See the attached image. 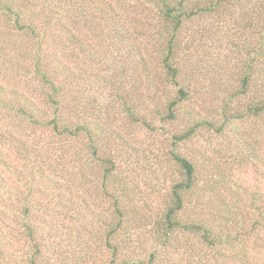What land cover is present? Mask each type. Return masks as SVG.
Returning a JSON list of instances; mask_svg holds the SVG:
<instances>
[{"label": "rangeland", "instance_id": "374dc122", "mask_svg": "<svg viewBox=\"0 0 264 264\" xmlns=\"http://www.w3.org/2000/svg\"><path fill=\"white\" fill-rule=\"evenodd\" d=\"M28 1L19 3L25 13L32 11L33 19L37 8L27 5ZM49 1L55 3L45 9L49 11L47 20L52 17L44 26L49 32L43 45L49 84L33 72L34 41L25 42L13 25H0V35L8 33L11 38V34H18L12 35V40L0 39V47L5 48L0 51V177L5 181L0 186V264H29L32 257L36 264H120L124 260L142 264H242L235 253L231 254L225 235L243 233L256 218L251 206L256 211L264 205V120L234 119L224 134L200 125L214 114L216 126L223 122L218 115L221 101L236 89L242 76L241 47L247 40L254 43L255 20L247 28L242 7L235 6L233 17L225 11L185 21L175 40L185 64L179 84L189 91V98L177 120L162 124L156 114L158 105L164 104L168 88L175 91L178 86L170 87L162 78L148 82L141 66H136L133 73V62L128 61L133 52L143 53L146 70L154 74L159 62L155 40L163 31V25L151 22V16L157 13L151 3L155 1ZM197 1L191 0L188 7L193 9ZM76 16L80 24L73 25ZM17 50L28 53L25 58L19 54L27 72L12 70L9 53L15 56ZM75 52L71 60L65 57ZM119 68L127 70L124 75L117 74ZM134 78L138 86L132 94ZM53 87L58 88L56 106L47 99ZM120 94L127 98L126 104H121ZM240 103L243 108L246 102L241 99ZM21 105L33 107L36 117L44 112L51 118L58 109L64 122L69 123L71 118V123L81 119L98 123L92 134L97 139L96 149L89 135L83 133L67 144L63 161L73 159L77 152L80 159L91 163V171L76 167L73 161L68 170L82 169L94 185L76 183L69 190L56 185L52 192L51 185L40 176L47 173L55 177L56 163L61 160L57 155L62 151L55 147L61 139L51 126H36L35 120L25 116L16 119L12 109ZM143 121L153 128L145 127ZM196 122L195 135L181 146L195 168V180L183 194L178 220L181 225L199 223L218 235L221 244L217 260L213 256L215 248H208L192 231L176 229L166 239L167 244L164 237L153 234L157 229L154 221L162 222L164 212L172 205L171 188L182 180L169 157L172 135ZM27 135H31L30 140L24 142ZM105 171L109 174L103 180ZM33 174L36 181L32 184ZM29 185L31 194L27 196ZM60 192L78 204L61 201L57 195ZM117 194L125 205L124 221L116 234L107 236L116 221L112 199ZM24 197H28L26 203L31 210L33 239L27 236L20 219L14 220L9 214L23 206ZM233 218H244L247 223L238 228L231 225ZM253 236L245 247L236 244L232 250H247L249 264H264V253L256 251L261 247L254 244ZM113 243L115 253L110 248Z\"/></svg>", "mask_w": 264, "mask_h": 264}, {"label": "trees", "instance_id": "16d2710c", "mask_svg": "<svg viewBox=\"0 0 264 264\" xmlns=\"http://www.w3.org/2000/svg\"><path fill=\"white\" fill-rule=\"evenodd\" d=\"M155 2H151L153 5L156 6V14L151 16L152 20H155L159 25H163V31L160 33V38L155 40L156 44L159 46V62L155 68L153 69V73L150 75V72L146 70L144 66L145 56L143 53L133 54L128 57V61L131 63L133 62V66L131 71L135 73L136 66H141L143 69V74H146V78L148 82L154 80H159L162 78V82H166V85L170 87L178 86L175 91H172V88H168L167 96L163 100V103H159L158 110L156 114L159 117V120L163 123L175 121L179 117L180 111L184 103L189 98V91L185 90L179 84V77L182 74V70L184 67V62H181L180 56L178 53V47L176 44L175 38L180 34L181 30L183 29L185 21L192 19L194 17H200L205 15H213V14H223L225 11L229 12L230 15L233 17L232 8L235 6L242 7V17L245 22V25H253L250 21H254V25L256 26V32L253 31L252 36L255 37L254 43H251L250 40H247L241 50L243 51V60H242V68L243 73L242 76L237 81V87L234 91L229 93L224 99L221 101L220 105V113L218 115L223 118V122L220 125L216 126L217 121V114L211 116V118H207L202 120L203 125H207L208 129H212L216 132H220L224 134L228 129L231 127V122L235 119H251V118H258L264 120V0H198L197 3L193 6V9L188 7V4L191 0H154ZM29 2V3H28ZM27 5L30 4L32 7L37 8V13L35 18L32 19V11L29 10L25 13V8H22V4L19 3V0H0V19L3 22L0 25H13V27L19 31L21 37L24 38L25 42L29 43V41L33 40L32 49L34 50V57H32V68L33 72L40 76L41 82L48 83V70L46 68L45 60L46 55H44V47L45 44V37L46 34L49 32V29H46L44 26L49 25L52 17L48 20V12L45 11L46 7L54 6L55 3H51L49 0H41L40 3L37 0H29ZM92 0H89L91 3ZM152 10V9H151ZM253 12V13H252ZM43 15V14H46ZM255 14V18H254ZM77 18V16H76ZM120 19V18H119ZM35 20V21H34ZM38 22V24L36 23ZM120 23V21H115ZM154 23V24H155ZM43 26H38V25ZM80 24L77 20L73 25ZM245 29V28H244ZM57 31L59 29H56ZM111 33H116L115 30H112ZM13 36H18V34H11V38ZM114 35V36H115ZM75 38L76 36L73 35ZM8 37V33H4V35H0V39H6ZM12 40V39H11ZM13 42V41H12ZM70 43L75 44L73 40ZM20 50V49H18ZM17 50L16 55L13 56L15 53H9V57H12L11 63L12 70L15 69H24L26 71V67L22 65L20 62L19 54L23 55L22 58H25L28 53H19ZM0 51L4 52L5 48L0 47ZM65 55V53H64ZM76 52L66 54L65 57L68 60H71L72 57H75ZM138 56V57H137ZM137 58V59H136ZM145 58V59H144ZM7 59H5L6 61ZM136 60V61H135ZM4 61V62H5ZM65 69V68H64ZM66 70V69H65ZM134 70V71H133ZM127 71V70H126ZM123 68H119L118 75L125 74L126 72ZM138 81L137 79L132 80V94L135 93V89H137ZM3 86L0 85V92L2 91ZM225 93V92H224ZM58 88L53 87L50 91L47 99L50 98V102L53 105H59L58 97ZM121 104H126L127 98L123 97L120 94ZM19 99V98H17ZM241 99L246 103H244V107L242 108L243 103L241 104ZM58 107V106H57ZM78 108V107H77ZM15 112V118L20 120L19 117L25 116L29 119H32L36 126H51L54 129V133L58 136L61 140L58 141L55 149H61L62 151L57 155V157L61 158V160L56 163L55 167V177L52 178L51 175L43 174L40 176L43 180H45L46 185H51V190L56 188V185L65 186L67 190L73 186V184L85 185L86 183H90L94 185V180L90 179L88 173H84L82 169H78V171H69L68 166L72 164V161L75 162L76 167H87L91 171V163H89L86 159H80L77 152L74 155V158L70 159L63 163L65 159L66 153L64 152L67 150V144L71 145L72 141H76L81 134H88L89 141L93 144L92 146L96 149V141L92 138L93 128L98 125V123H93L89 121H85L86 119H81V122H73L71 123V118L68 122H64L63 117L61 118V113L58 109L56 112L52 113L51 118H47L46 114L40 112V116L36 117L32 111L33 107L29 105H21L18 108L12 109ZM79 110V108H78ZM77 110L75 109L76 114ZM80 112V110H79ZM131 112V111H130ZM133 114V113H132ZM191 114H189V117ZM197 118V117H196ZM38 119V120H37ZM198 122V121H197ZM197 122L193 123L191 127L186 129L184 132L181 133H173L172 141H171V151L169 153L170 160L172 161V165L179 171L182 175V180L178 181L170 190V195L172 199V205L164 212L162 222L158 223L154 221V226L157 229L153 232V234L158 233L156 238L164 237L165 244H167L166 239L170 236L176 229L179 230H189L196 233L197 236L200 237L201 242L206 245L210 249L215 248V252H213L214 259L217 260V256L219 255V246L221 242L218 239V235H214L211 231L207 228L202 227L199 223H192V225H181L179 223V215L183 207L182 203L184 201L183 194L185 191L191 189L194 185V175H195V168L188 157H186L181 152L182 144L189 140L192 136L196 133V126ZM145 127L153 128L150 123L147 121H143ZM264 123V122H263ZM226 128V129H225ZM12 134V133H11ZM13 135V134H12ZM31 135H27L24 138V142L29 141V137ZM14 137V136H13ZM242 139H245L243 135H241ZM18 140L21 137L17 138ZM22 141V146L25 147V143ZM35 149V148H34ZM95 154V150L92 151ZM113 161V160H111ZM82 163L84 165H82ZM75 167V168H76ZM54 171V172H55ZM109 171V170H108ZM108 171H105L103 180L107 179ZM34 174L32 179V184L35 182ZM5 181L0 177V186L3 185ZM67 183V186L65 185ZM103 186V187H102ZM101 187L103 191L105 189V182L101 179ZM122 190V189H119ZM59 192V191H58ZM29 196L31 194V186H28L27 191ZM70 195L73 193H69ZM58 197L63 200H69L72 202L74 201L75 204H78V201L71 199L68 195H63L61 192L57 194ZM111 197V195H110ZM26 198L24 197L21 199L23 200V206L19 209L15 208L13 212L9 213L14 220L17 218L20 219L21 225L24 228V231L27 232V236H30V239L34 238L33 235V225L29 221L31 218V210L29 206H27ZM76 198L79 199L80 196L76 195ZM113 198V197H112ZM113 207H115V222L112 225V228H109L107 232V236H111L116 234L119 228H121L123 221H124V202L121 197V194L114 195ZM73 203V202H72ZM254 207L251 206V211L254 212V217L252 220V224H250L243 233L230 235L227 233L226 236V244L231 247L230 251L231 254L235 253L236 256L239 257V260L242 264H249L251 257L247 250H241L240 253L237 251H233L232 249L235 248V245H247L252 239H250L251 235L253 234L256 238H253V242L255 245L261 247L256 251H262L264 253V243L262 242V238L264 237V205L253 210ZM8 212H5V214ZM238 216L241 213H237ZM244 217V215H241ZM258 217V220H257ZM234 219V218H233ZM247 221L244 218H240V220L234 219L231 222V225L236 224L238 228H241L246 224ZM249 224V223H248ZM111 226V225H110ZM8 229H10V225H6ZM262 232H261V231ZM260 232L263 235H260ZM115 236V235H114ZM246 237L248 239H246ZM250 240V241H249ZM109 244V243H108ZM110 248L112 252L115 253V243L110 244ZM235 250V249H234ZM264 255V254H263ZM29 264H36L35 259L32 257L29 260ZM120 264H142L140 261L137 262H130L129 260H124Z\"/></svg>", "mask_w": 264, "mask_h": 264}]
</instances>
